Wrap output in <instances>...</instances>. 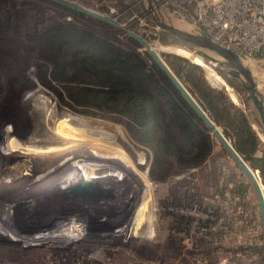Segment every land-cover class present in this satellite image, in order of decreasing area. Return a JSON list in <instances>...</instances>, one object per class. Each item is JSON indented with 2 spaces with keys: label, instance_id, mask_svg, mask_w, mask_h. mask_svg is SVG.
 Segmentation results:
<instances>
[{
  "label": "rangeland",
  "instance_id": "1",
  "mask_svg": "<svg viewBox=\"0 0 264 264\" xmlns=\"http://www.w3.org/2000/svg\"><path fill=\"white\" fill-rule=\"evenodd\" d=\"M71 1L118 25L51 0H0V200L6 199L0 203V264H264L255 190L213 130L202 121L210 137L204 154L193 149L154 158L150 148L135 141L121 122L93 106L66 105L53 88L59 89V83L40 80V64H45L39 55L41 36L51 26L72 24L135 51L160 78L151 56L129 35L132 31L173 73L178 71L177 78L187 85L173 56L181 59L180 55L164 47L181 50L188 61L205 64L200 67L206 79L207 69L220 77L222 84L215 87L229 88L264 147V128L241 78L227 72L229 67L219 54L213 57L200 48V58L196 46L156 26L144 11L146 0ZM156 1L163 9L157 14L179 19L190 31L201 32L191 20ZM242 60L254 68L249 58ZM45 68L49 70V64ZM38 133L47 141L40 150ZM83 156L93 162L94 170L112 171L131 190L130 198H122L124 190L120 189L114 207L51 214L45 202L55 196L58 183L48 180L67 163L65 172H81L71 161ZM59 175L53 178L59 180ZM23 193H29L23 203L26 207L7 210L11 204L7 198L24 199ZM154 215L162 235L147 250L139 247L143 238L132 221L138 217L152 225L153 219L147 218Z\"/></svg>",
  "mask_w": 264,
  "mask_h": 264
},
{
  "label": "trees",
  "instance_id": "2",
  "mask_svg": "<svg viewBox=\"0 0 264 264\" xmlns=\"http://www.w3.org/2000/svg\"><path fill=\"white\" fill-rule=\"evenodd\" d=\"M164 49L188 57L172 46ZM39 55L45 60L40 64L39 78L59 83V89L53 88L63 103L70 107L93 106L121 122L135 141L150 148L154 158L193 149L204 154L210 148L202 120L149 56L160 78L135 51L72 24L47 28L41 36ZM173 56L184 73L187 91L221 127L238 154L253 170L257 169L264 187V147L229 88L212 86L222 81L208 69L209 80L206 79L201 61H183ZM48 64L49 70L45 68ZM177 73L174 71L176 76Z\"/></svg>",
  "mask_w": 264,
  "mask_h": 264
},
{
  "label": "water",
  "instance_id": "3",
  "mask_svg": "<svg viewBox=\"0 0 264 264\" xmlns=\"http://www.w3.org/2000/svg\"><path fill=\"white\" fill-rule=\"evenodd\" d=\"M56 3H60L65 5L73 10L83 12L90 16L96 17L103 21L112 23L114 25H118L117 22L106 17L100 13H97L91 9H88L74 1L71 0H51ZM147 7L144 8L145 13L150 17V19L154 22L156 26L159 28L166 30L176 36L180 41L192 44L196 46V51L199 55H203V52L200 48H206L212 50L219 54L223 60L222 62L227 65L229 68L227 72L234 76H238L241 78L244 86L247 90L246 96L251 100L253 106L255 107L259 121L264 128V107H263V99L260 92L257 90L253 76L249 70V68L242 62V58L235 53L233 50L213 41L206 33L199 32L195 33L190 30H186L184 28L178 27L173 23L165 21L157 14V9H159L160 5L156 0H146ZM129 35L134 38L140 45H142L151 58L157 63V65L164 71L166 76L175 86V88L179 91L181 96L185 99V101L190 105V107L195 111V113L199 116V118L204 122V124L211 128L213 126L216 129L213 130V134L219 140V142L224 146V148L228 151L234 161L238 164V166L243 170V172L247 175L250 182L253 185L255 190L258 206H259V213H260V222H261V233H262V241H263V249H264V196H263V185L260 181L258 176L257 169H252L248 163L238 154V152L233 148L231 142L224 136L221 127L215 124L205 113V111L200 107V105L196 102L193 96L187 91L185 86L181 83V81L177 78V76L173 73V71L167 66L163 58L156 53L149 44L135 34L132 31H128ZM181 59L184 61H188L189 58L185 55L179 54ZM193 62L192 60H190ZM198 64V63H197ZM211 84V83H210ZM212 86H216V84H211ZM258 180V181H257ZM259 183L261 186H259ZM67 189L76 194H88L94 188L90 183L84 184H76L67 187Z\"/></svg>",
  "mask_w": 264,
  "mask_h": 264
},
{
  "label": "built area",
  "instance_id": "4",
  "mask_svg": "<svg viewBox=\"0 0 264 264\" xmlns=\"http://www.w3.org/2000/svg\"><path fill=\"white\" fill-rule=\"evenodd\" d=\"M241 58L264 54V0H158Z\"/></svg>",
  "mask_w": 264,
  "mask_h": 264
},
{
  "label": "bare ground",
  "instance_id": "5",
  "mask_svg": "<svg viewBox=\"0 0 264 264\" xmlns=\"http://www.w3.org/2000/svg\"><path fill=\"white\" fill-rule=\"evenodd\" d=\"M158 13L160 11L163 12V9H157ZM162 19L170 22V23H173L174 25L178 26V27H181V28H184L186 30H189L186 26V24L184 25V23L179 19H169L168 17H166L163 13L161 14H158ZM143 47V46H142ZM144 48V47H143ZM152 48V47H151ZM153 49V48H152ZM146 50V49H145ZM154 50V49H153ZM205 52L209 53L211 56L213 57H217V53L212 51V50H209V49H206L204 48ZM155 51V50H154ZM156 52V51H155ZM157 53V52H156ZM199 54V53H198ZM243 62V60H242ZM244 63V62H243ZM209 128V127H208ZM210 129L214 130L215 129V126L211 127ZM39 132V131H38ZM39 135L36 137L38 140L37 144H38V150H40V146L42 143L45 144V141H46V137L43 136V134L41 133H38ZM45 138V140H43ZM33 139V138H32ZM10 143V142H9ZM13 143V142H12ZM47 143V141H46ZM9 147V146H8ZM17 148V147H16ZM50 148V147H49ZM5 149V148H4ZM37 149V148H35ZM12 150V149H11ZM21 150V149H20ZM36 150V151H38ZM42 150H44V147L42 148ZM13 151V150H12ZM32 152V150H31ZM23 154V153H22ZM31 154H34V153H31ZM86 154V153H85ZM75 156V155H74ZM7 157V156H6ZM19 157V156H18ZM17 157V158H18ZM25 157V156H24ZM87 157V156H86ZM86 157H79L77 161H71L75 164V167L76 169L78 167L79 170L81 169L82 171L81 172H78L76 170H73L72 169V174L70 171L68 172H65L66 171V167H68V163L65 164V168L63 169L62 172L60 171H55V173L53 174V177L56 173H60L59 175V178L62 176V178H60L58 180L53 178L52 176L50 177V180H48V182H55V183H58V186L53 189L54 190V194L55 196L51 199H49L48 201H46V206H47V210H49L51 212V214L53 215H65L67 213H71V212H82V211H88V212H93L95 209H98V208H103V207H114L115 206V203L118 199V193L120 192V189L124 190V193L121 192L120 194L123 196L122 198H127L129 199L130 198V195H131V190H127L125 186H123L119 179L117 178V176L110 170H107V169H102V168H99L98 169H95L94 170V164L93 162L92 163H89L87 162L86 160H84L83 158H86ZM93 158V157H92ZM8 162V161H7ZM28 162H25L24 165H26ZM92 164V165H91ZM98 164V163H97ZM60 166V165H59ZM3 167V166H2ZM1 167V168H2ZM31 169V168H30ZM27 170V169H24L26 172L27 171H30ZM9 170V169H8ZM7 170V171H8ZM6 171V170H5ZM20 171V170H19ZM32 171V170H31ZM4 172V171H3ZM51 172V171H50ZM49 172V173H50ZM1 173V172H0ZM5 173V172H4ZM29 174V173H28ZM74 174V175H73ZM55 179V181H54ZM44 180V179H43ZM66 180V181H65ZM2 181V180H1ZM18 181V180H17ZM258 181V180H257ZM47 182V181H46ZM3 183V182H2ZM44 183V182H43ZM42 183V184H43ZM84 183H90L92 186H93V190L88 193V194H76V193H73L71 191H69L67 189V187L69 186H72V185H76V184H84ZM46 184V183H45ZM47 185V184H46ZM259 186L260 183H259ZM40 187V186H39ZM43 189V188H42ZM46 190V189H45ZM44 190V191H45ZM41 191V188H38V184H37V192H40ZM45 192H49L48 190H46ZM51 192V191H50ZM31 193V192H29ZM28 194H24L23 193V198L25 199H19V198H7L12 204V202H16L15 204H10V205H6V208L7 210L9 211H12V212H15V208H17V211H20V210H23L24 207L26 206H23V203H25L24 201H26V197L25 195H29ZM34 194V193H33ZM119 194V196H120ZM263 196H264V193H263ZM2 197V196H1ZM96 198H100V199H108V200H100V199H96ZM120 198V197H119ZM2 199V198H1ZM5 199V198H3ZM2 199V201L0 200V203L4 202V200ZM116 199V200H115ZM6 200V199H5ZM119 200V199H118ZM20 201V202H19ZM38 202V200L36 201ZM42 202V201H40ZM17 203H20V204H17ZM77 210V211H76ZM124 212V211H123ZM7 213V212H6ZM119 213V212H118ZM10 215V214H9ZM100 220V219H99ZM92 259V258H91Z\"/></svg>",
  "mask_w": 264,
  "mask_h": 264
},
{
  "label": "crops",
  "instance_id": "6",
  "mask_svg": "<svg viewBox=\"0 0 264 264\" xmlns=\"http://www.w3.org/2000/svg\"><path fill=\"white\" fill-rule=\"evenodd\" d=\"M247 58L250 59V64L254 66V68L249 67V70L253 76L256 88L262 96L264 107V54L252 55ZM149 219H153L151 221L152 225L151 223H149L150 221L144 222L142 221V218L138 219V217L134 219L135 221H132V223L134 222L133 226L135 224L137 225L136 231H138L137 233H139V235L141 236L140 238H143V242L139 243V247L145 248L147 250L154 246V244L159 240L162 235V229L159 228L160 226L156 222V215L147 218V220ZM123 235L127 236V239L129 237L132 238V236H129V234L123 233ZM131 243H133V239H131Z\"/></svg>",
  "mask_w": 264,
  "mask_h": 264
}]
</instances>
